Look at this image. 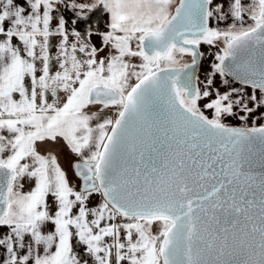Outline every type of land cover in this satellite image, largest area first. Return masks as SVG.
Instances as JSON below:
<instances>
[{
    "label": "snow or ice",
    "instance_id": "snow-or-ice-1",
    "mask_svg": "<svg viewBox=\"0 0 264 264\" xmlns=\"http://www.w3.org/2000/svg\"><path fill=\"white\" fill-rule=\"evenodd\" d=\"M261 109L264 0H0V264H264Z\"/></svg>",
    "mask_w": 264,
    "mask_h": 264
},
{
    "label": "rangeland",
    "instance_id": "rangeland-1",
    "mask_svg": "<svg viewBox=\"0 0 264 264\" xmlns=\"http://www.w3.org/2000/svg\"><path fill=\"white\" fill-rule=\"evenodd\" d=\"M106 20H107V16H102V17L100 16L101 23L99 24V27H100L101 30H104V21H106ZM94 42L97 43V45H99V38L97 37L94 40ZM211 58H212V56L210 55L209 61L211 60ZM209 61L208 62H202V65H201V67H202V76H203V73H204V69L208 66ZM260 111H264V109H261ZM235 121L238 122V120H235ZM262 121H264V120H258L256 123H261ZM249 123H251V119L249 120ZM63 152L61 153L60 158H63V160H65L66 158H64L63 155H62ZM67 165L68 164L65 162L63 166L66 168ZM29 187H30V185L25 183V191L29 190Z\"/></svg>",
    "mask_w": 264,
    "mask_h": 264
},
{
    "label": "flooded vegetation",
    "instance_id": "flooded-vegetation-1",
    "mask_svg": "<svg viewBox=\"0 0 264 264\" xmlns=\"http://www.w3.org/2000/svg\"><path fill=\"white\" fill-rule=\"evenodd\" d=\"M212 53H214V51H212ZM209 59H210V55H208V58H207L206 60L202 61V62H208ZM211 59H212V58H211ZM201 65H202V63H201ZM200 74H201V76H202V67L200 68ZM231 123L239 125V124H241L242 122H240V121L236 122L235 120H233V121H231ZM262 123H264V121H262L261 123H257V125L262 124ZM248 124L251 125V123H249V122H248ZM62 155H63L64 158H66V159H65V162L68 164V165L66 166V169H68V172H69V178H70V180L75 181L76 178L72 175V171H71V168H70V166H69V162L71 161L72 156L67 152L66 149L64 150V152H63Z\"/></svg>",
    "mask_w": 264,
    "mask_h": 264
},
{
    "label": "water",
    "instance_id": "water-1",
    "mask_svg": "<svg viewBox=\"0 0 264 264\" xmlns=\"http://www.w3.org/2000/svg\"><path fill=\"white\" fill-rule=\"evenodd\" d=\"M201 51H204V52L206 53V57L208 58V52H209V48H208V46H206V45H202V46H201ZM211 51H214V52H215L216 49L213 48V49H211ZM207 58H206V59H207ZM206 59H205V60H206ZM249 126H251V125H249Z\"/></svg>",
    "mask_w": 264,
    "mask_h": 264
},
{
    "label": "crops",
    "instance_id": "crops-1",
    "mask_svg": "<svg viewBox=\"0 0 264 264\" xmlns=\"http://www.w3.org/2000/svg\"><path fill=\"white\" fill-rule=\"evenodd\" d=\"M94 16L100 19L99 14H94ZM60 162H61V164H62V166H63L64 163H65V160H63V158H60Z\"/></svg>",
    "mask_w": 264,
    "mask_h": 264
}]
</instances>
